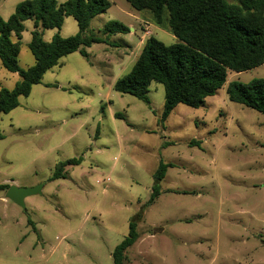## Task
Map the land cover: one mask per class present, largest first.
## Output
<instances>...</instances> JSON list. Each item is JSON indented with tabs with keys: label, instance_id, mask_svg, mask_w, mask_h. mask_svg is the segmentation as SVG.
<instances>
[{
	"label": "rangeland",
	"instance_id": "1",
	"mask_svg": "<svg viewBox=\"0 0 264 264\" xmlns=\"http://www.w3.org/2000/svg\"><path fill=\"white\" fill-rule=\"evenodd\" d=\"M20 1L1 0L2 17ZM110 1L87 30L106 42L83 46L88 57L79 50L62 57L1 115L0 184L43 187L25 208L0 192V264H114L115 246L139 215V238L123 264H264V115L227 94L233 80L264 77V64L229 72L199 107L179 103L162 122V83L149 85V104L114 85L148 37L177 38L149 11ZM112 20L130 31L107 33ZM24 24L18 58L27 68L35 62L34 19ZM39 29L45 41L79 30L72 16ZM19 79L0 60V87ZM71 158L82 160L52 179ZM161 162L173 166L150 202Z\"/></svg>",
	"mask_w": 264,
	"mask_h": 264
},
{
	"label": "trees",
	"instance_id": "2",
	"mask_svg": "<svg viewBox=\"0 0 264 264\" xmlns=\"http://www.w3.org/2000/svg\"><path fill=\"white\" fill-rule=\"evenodd\" d=\"M127 1L138 11H149L156 25H166L177 38L176 42L166 44L155 36L148 37L135 64L114 85L117 91L132 94L149 104V85L162 83L165 88L162 122L179 103L199 107L224 86L229 72H243L264 64V0ZM110 6V0H22L8 19L0 14V60L4 68L20 76L13 88L0 87V118L19 106L20 97L29 95L32 86L41 83L44 74L62 57L78 50L88 57L83 46L106 42L103 37L88 35L87 30L92 20ZM68 16L77 21L78 32L67 37L57 33L45 41L39 27L60 28ZM28 19H34L29 47L35 62L24 68L18 57L24 23ZM105 30L115 34L127 33L130 28L112 20ZM227 94L231 101L264 115V77L247 83L233 80ZM81 160L71 158L59 162L52 179L65 177V167L79 164ZM170 166L173 165L161 162L156 170L150 202L160 194L159 183ZM9 187V184H0V192ZM140 218L139 215L130 222L128 235L115 246L114 264L124 263L127 251L139 238Z\"/></svg>",
	"mask_w": 264,
	"mask_h": 264
},
{
	"label": "water",
	"instance_id": "3",
	"mask_svg": "<svg viewBox=\"0 0 264 264\" xmlns=\"http://www.w3.org/2000/svg\"><path fill=\"white\" fill-rule=\"evenodd\" d=\"M43 184H39L33 187H20L16 184L10 185L6 191V197L14 201L16 204L25 208V199L28 196L41 193Z\"/></svg>",
	"mask_w": 264,
	"mask_h": 264
}]
</instances>
